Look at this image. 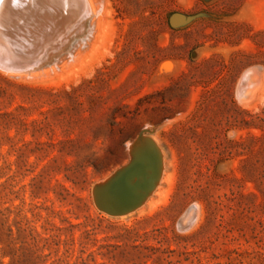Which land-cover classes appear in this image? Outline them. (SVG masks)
<instances>
[{
  "label": "rangeland",
  "instance_id": "1",
  "mask_svg": "<svg viewBox=\"0 0 264 264\" xmlns=\"http://www.w3.org/2000/svg\"><path fill=\"white\" fill-rule=\"evenodd\" d=\"M90 1L95 16L55 63L0 70V263L25 259L34 231L46 264H215L232 249L264 264V0ZM15 2L0 4L5 59L4 45L22 43L26 57L55 31L14 33ZM45 4L65 25L73 17ZM142 128L162 179L138 209L110 217L93 186ZM191 206L196 223L181 232Z\"/></svg>",
  "mask_w": 264,
  "mask_h": 264
},
{
  "label": "water",
  "instance_id": "2",
  "mask_svg": "<svg viewBox=\"0 0 264 264\" xmlns=\"http://www.w3.org/2000/svg\"><path fill=\"white\" fill-rule=\"evenodd\" d=\"M83 4V0H73ZM14 16L10 18L11 29L20 36H32L35 33L44 34L53 32L51 38L44 42V48L29 56H15L5 59L0 56V70L6 73L28 74L44 65L55 63L59 54L68 49L72 38L85 32L87 20L91 17L87 11L82 15L73 16L67 25L62 15L57 12L50 13L48 6L39 0H16L14 3ZM172 14L170 25L178 18ZM70 30L65 33V27ZM33 35V36H34ZM253 83L248 75H243L236 87V95L246 100L250 97ZM151 131L142 128L136 139ZM132 153L127 151L126 162L112 171L104 180L93 186L92 201L96 209L110 217H121L138 209L154 190L162 166L160 152L156 150L149 139ZM197 220V208L191 206L177 223L178 230L186 232L191 229Z\"/></svg>",
  "mask_w": 264,
  "mask_h": 264
},
{
  "label": "bare ground",
  "instance_id": "3",
  "mask_svg": "<svg viewBox=\"0 0 264 264\" xmlns=\"http://www.w3.org/2000/svg\"><path fill=\"white\" fill-rule=\"evenodd\" d=\"M4 1H6V0H0V4H1V2H4ZM39 2H44V3H53V4H55V5H58V6H60V7H62V9H63V11H66V12H68V11H70V13L73 15V16H76V15H82V13H84V12H88V13H90V15L91 16H95V14H96V12L95 11H97V10H94V8H93V6H92V4H91V1L90 0H83V4H81V3H75V1H73V0H70L69 2L71 3L70 5H68L67 7H64V4H63V2H62V0H39ZM52 4V5H53ZM14 8V7H13ZM11 9V10H9V11H11V14L14 16V9ZM98 13V12H97ZM8 15V8H7V11H6V16ZM69 15V14H68ZM72 17L70 16V18H68V20L69 19H71ZM66 22H67V20H66ZM65 22V23H66ZM67 25V24H66ZM70 30V27L69 26H67V27H65V33L66 32H68ZM5 35H6V33H4ZM7 36V35H6ZM5 39V38H4ZM45 39V38H44ZM46 39H47V37H46ZM3 42V41H2ZM44 42H45V40H44ZM6 43V42H5ZM2 49H3V51L5 52V54H8V56H11V57H15V56H23V57H25V54H24V45L22 44V43H11V44H9L8 43V45H4L3 47H2ZM23 77V76H22ZM140 137H143V135H140ZM137 140V139H136ZM146 139L145 138H141V143L140 144H136L135 145V149H137L138 147H141L143 144H144V141H145ZM148 140V139H147ZM146 140V141H147ZM150 141V144L156 149V150H158L159 152H160V150H159V148L157 147V145L152 141V140H149ZM137 142H138V140H137ZM131 146V145H130ZM132 147V146H131ZM129 149V148H128ZM134 151V150H133ZM160 156H161V159H162V166H161V170H160V173H159V178H158V181L156 182V184H155V186H154V188H156V187H158V184L160 183V181H161V179H162V175H163V158H162V154H161V152H160ZM157 190V189H156ZM154 191V190H153ZM150 197V196H149ZM145 205V204H144ZM143 208H144V206H142ZM132 213V212H131ZM130 214V213H129ZM128 214V215H129Z\"/></svg>",
  "mask_w": 264,
  "mask_h": 264
},
{
  "label": "trees",
  "instance_id": "4",
  "mask_svg": "<svg viewBox=\"0 0 264 264\" xmlns=\"http://www.w3.org/2000/svg\"><path fill=\"white\" fill-rule=\"evenodd\" d=\"M8 231V230H7ZM8 239V235L6 236ZM38 234H36L34 231L32 234H30V240L32 242L31 247L27 249L28 255L25 259H22L21 261L14 262L12 255L10 253H7L6 255H2V258L8 257L9 262L8 264H46V257H42L40 253H38L39 249L37 247L38 244ZM46 241V240H45ZM1 244H3V241H0ZM6 249L8 251V244L6 245ZM192 255H194L192 253ZM242 253H239L237 250L232 249L227 251V254L225 255H212V260L217 261L215 264H220L218 260L220 258L225 259V264H244V261L242 260ZM189 259L187 256L185 259H183V262H188ZM1 264V263H0ZM168 264H171L170 262ZM175 264H180V262H176ZM189 264H193V261H189ZM195 264H207L202 263L199 259L196 258Z\"/></svg>",
  "mask_w": 264,
  "mask_h": 264
}]
</instances>
